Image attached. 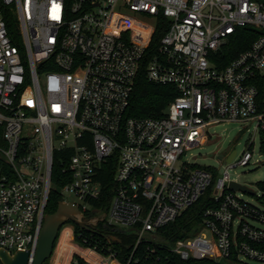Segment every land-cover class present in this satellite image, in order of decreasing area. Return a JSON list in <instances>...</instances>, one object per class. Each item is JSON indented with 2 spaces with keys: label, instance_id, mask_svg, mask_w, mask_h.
<instances>
[{
  "label": "built area",
  "instance_id": "1",
  "mask_svg": "<svg viewBox=\"0 0 264 264\" xmlns=\"http://www.w3.org/2000/svg\"><path fill=\"white\" fill-rule=\"evenodd\" d=\"M158 18L166 31L145 76L176 95L160 117H129L133 83ZM241 28L256 30V38L227 61L225 48ZM224 122L253 125L264 165V3L0 0V249L32 257L58 167L60 195L72 197L62 201L83 222L97 218L105 229L133 233L134 249L210 188L214 206L174 242L172 253L183 261L264 264V183L260 208L235 195L229 185L239 183L226 170L217 177L186 159L206 141L209 127ZM231 153L219 156L231 168L257 162L252 140L227 161ZM107 163L114 164L112 192L101 213L94 203L102 197ZM96 224L68 229L69 253L52 251L46 262L121 264L96 239L103 235Z\"/></svg>",
  "mask_w": 264,
  "mask_h": 264
},
{
  "label": "trees",
  "instance_id": "2",
  "mask_svg": "<svg viewBox=\"0 0 264 264\" xmlns=\"http://www.w3.org/2000/svg\"><path fill=\"white\" fill-rule=\"evenodd\" d=\"M255 1L264 3V0ZM11 22L8 21V29L10 31L13 27ZM165 31L166 21L164 18H158L155 22V31L153 33L150 46L146 51L144 59L140 63L133 83L129 107L126 113L129 117H160L169 102L176 95L173 92L172 87L156 85L148 81L145 76L146 64ZM256 33V30L252 28L238 29L237 32L230 37L225 48L224 56L227 61L246 50L251 42L256 38ZM1 131L2 129L0 128V133ZM113 170L114 164L112 165L111 163H107V165L102 168V177L100 179L103 189L102 197L94 203V206L101 213L106 212L110 202ZM60 174L61 173L58 167L53 169L51 176L53 188L50 191L47 205L45 207L46 214L54 213L58 204L63 200L59 191L62 186V176H60ZM262 189H264L263 186ZM209 196L210 188L198 199L196 203L182 212L181 215L173 222L160 228L152 238L142 240L136 249H134L136 240L134 234L116 228L108 227L105 229L102 225H99L98 229L103 235H101V237L96 236V239L99 240L100 244L105 245L107 249L115 253L116 259L121 264H127L130 256H132V260L128 264H236L225 261L215 262L208 259H191L183 261L171 251V248L176 240L187 237L200 224L203 211L208 207L214 206L210 201ZM68 223L73 225L75 231H79L80 228L77 225L71 222ZM59 245L62 248H65L67 253H69L70 245L66 236H63ZM58 251L56 253V257L58 255H62ZM84 255L95 261V257L91 253L85 252ZM63 256L66 257L67 254ZM45 264H47V262H45Z\"/></svg>",
  "mask_w": 264,
  "mask_h": 264
},
{
  "label": "rangeland",
  "instance_id": "3",
  "mask_svg": "<svg viewBox=\"0 0 264 264\" xmlns=\"http://www.w3.org/2000/svg\"><path fill=\"white\" fill-rule=\"evenodd\" d=\"M136 20L142 24H147L144 19ZM128 23L132 24L133 26L136 25L131 21H128ZM141 29L144 33L147 32L146 28L143 27ZM250 140H252L253 142V153L254 160H257L256 163H250L245 167L238 166L235 168H231L226 162H221L219 160L220 155L233 150L238 155L241 154L246 149ZM258 142V137L253 136L252 124L243 125L240 123H219L208 128V136L206 138V141L199 147L189 151L186 155V159L190 162L195 163L201 168H210L215 170L217 177H221L226 170L231 180H235L237 183L244 185L254 193V195L251 196L241 191H237L235 192V195L238 198L261 208L258 203V198L262 194V190L259 188V184L264 183V165L262 164L263 158L258 157ZM63 199H67L70 201L72 200V197L64 195ZM96 219L97 218H94L91 222H89L92 223ZM254 226L262 228V226L258 224H254ZM70 228H73V225L67 223L59 229L57 238L54 243L53 255L55 253L56 256L57 247L61 239H63L65 232ZM118 229L122 230L120 228ZM76 247L75 249H77ZM244 262L247 264H261L255 261Z\"/></svg>",
  "mask_w": 264,
  "mask_h": 264
},
{
  "label": "water",
  "instance_id": "4",
  "mask_svg": "<svg viewBox=\"0 0 264 264\" xmlns=\"http://www.w3.org/2000/svg\"><path fill=\"white\" fill-rule=\"evenodd\" d=\"M233 156L234 151H232L227 161H230ZM229 187L249 195L253 194L246 187L236 183H230ZM68 222L84 229H87L89 224H95L94 222H83L80 211L71 203L62 201L58 204L54 213L44 215L37 247L32 257L29 252H16L10 255L0 249V264H44L52 254L59 229Z\"/></svg>",
  "mask_w": 264,
  "mask_h": 264
},
{
  "label": "bare ground",
  "instance_id": "5",
  "mask_svg": "<svg viewBox=\"0 0 264 264\" xmlns=\"http://www.w3.org/2000/svg\"><path fill=\"white\" fill-rule=\"evenodd\" d=\"M58 250H59V251H58ZM57 251H58L60 254H62V255H66V254H68L67 251L65 250V248H62L61 246H60V248H59V245H58V247H57ZM57 251H56V253H57Z\"/></svg>",
  "mask_w": 264,
  "mask_h": 264
},
{
  "label": "flooded vegetation",
  "instance_id": "6",
  "mask_svg": "<svg viewBox=\"0 0 264 264\" xmlns=\"http://www.w3.org/2000/svg\"><path fill=\"white\" fill-rule=\"evenodd\" d=\"M102 223L101 222H98L97 224H96V226H99V225H101Z\"/></svg>",
  "mask_w": 264,
  "mask_h": 264
}]
</instances>
